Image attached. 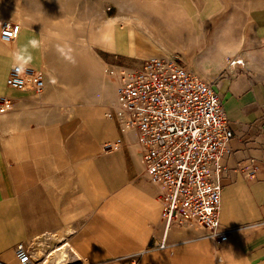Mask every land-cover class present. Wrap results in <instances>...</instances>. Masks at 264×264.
<instances>
[{
	"label": "crops",
	"instance_id": "0c3cea01",
	"mask_svg": "<svg viewBox=\"0 0 264 264\" xmlns=\"http://www.w3.org/2000/svg\"><path fill=\"white\" fill-rule=\"evenodd\" d=\"M155 2L150 5L156 12L151 6L138 7L139 14L149 15L151 22L156 19L154 15L185 19L183 10L173 13ZM223 4V13L227 8L230 15L228 21L221 27L219 23L207 26L206 31L222 29L227 33L210 43L206 33L205 54L196 61L207 64L208 79L219 80L224 106L236 132L230 145L233 153L226 161L220 211L223 226L232 230L231 237L217 242L194 230L172 229L159 238L161 232H155L152 222L159 217L163 203L157 197V186L141 179L145 177L139 151L117 147L123 137L116 121L106 115L107 107L82 98L72 108V119L64 109L58 112L61 115L29 110L0 129V264H17L18 243L40 236L50 244L46 235L57 234L66 226L75 229L67 235L81 258L77 264H264V84L242 66L229 69L213 65L239 55L234 41L242 32L247 47L255 40L264 45V0H223ZM232 6H240L237 15L245 24L234 20ZM122 14L113 18L119 19V26ZM130 21L139 30L134 20ZM113 38L115 49L105 52L116 57H138L131 52L134 40L129 26L116 28ZM153 39L141 41L151 49L149 55H177L190 62L192 50L186 42ZM221 39L228 48L224 51L218 49ZM0 47L9 50H0V96L18 104L29 95L7 86L10 68L16 63L14 57H31L28 64L41 67L44 52L36 32L30 30H23L15 42L0 41ZM99 83L100 78L99 87L95 84L79 94H97ZM251 157L256 158L253 164ZM163 239L164 247L155 246Z\"/></svg>",
	"mask_w": 264,
	"mask_h": 264
},
{
	"label": "built area",
	"instance_id": "2783aa9c",
	"mask_svg": "<svg viewBox=\"0 0 264 264\" xmlns=\"http://www.w3.org/2000/svg\"><path fill=\"white\" fill-rule=\"evenodd\" d=\"M21 30L20 22L3 19L0 41L15 42ZM140 59L139 66L109 71L116 87L106 115L116 121L122 133L123 143L116 146L137 148L143 160V176L158 188L163 209L152 224L163 223L164 232L190 229L199 236L226 241L232 230L223 226L220 211L226 161L233 153L230 145L236 132L219 80L203 78L178 56ZM228 64L236 68L245 61L235 58ZM7 86L28 93V97L41 98L47 88L45 72L38 66L20 68L14 63ZM0 100L13 101L7 96H0ZM255 159L250 158L251 164ZM33 242L16 245L17 264H38ZM155 246L164 247V239L157 240Z\"/></svg>",
	"mask_w": 264,
	"mask_h": 264
},
{
	"label": "rangeland",
	"instance_id": "374dc122",
	"mask_svg": "<svg viewBox=\"0 0 264 264\" xmlns=\"http://www.w3.org/2000/svg\"><path fill=\"white\" fill-rule=\"evenodd\" d=\"M152 1H156L154 5L162 4L163 7H167L173 13L175 11L182 13L181 10H183L187 13L186 16L183 15L185 19H180L181 16L175 17L176 15H168L166 19L162 15H154L156 19L151 22L149 15L139 14L138 7L151 6ZM151 7L154 9L152 11L156 12L155 6ZM224 7L223 0H0V22L3 19L18 21L25 26L23 29L36 32L39 48L44 52L45 63H48V65L44 63L41 66L47 77V92L41 96L45 99L44 103L56 102L59 99L77 100L78 98L80 101L82 98H87L94 99L108 109V106L115 99L116 87V81L109 74V71L115 67L139 66L142 63L140 58L152 56L149 55L152 52L151 49L141 43V41H148V38L151 41H154L153 38L164 41L165 38L167 40L177 39L180 44L186 42L188 46H191L192 55L190 62L182 60L183 63L196 73L201 74L203 78L208 79L206 75L209 71L205 70L207 64L203 61L197 62L196 59H202L203 54H205L206 46L203 44V39H206V33L209 35L208 43L214 41V37L217 39L223 36V33L224 35L227 33V31L223 32L222 29L206 31L207 26L219 23V27H221L223 26H220L221 23L228 21L230 15L227 8L225 14L223 13ZM238 7L240 6H232L231 8L235 13L233 15L234 20L245 24L244 18L237 15L239 13ZM121 11H123V22L120 27L129 26L134 40L131 52L137 54L138 57H116L105 52L106 50L104 51L98 44H93L90 49L80 46V43L90 42L93 36L100 33L103 23H111L113 27L119 20L113 18L120 16ZM124 17L126 18L124 19ZM130 18L132 21L134 20V24L138 25L139 30L145 35L136 30L137 28L133 26ZM173 18L179 19L174 20ZM230 18L232 19V17ZM113 31H115L114 27L110 31L112 36ZM123 37L124 39L127 38L124 35ZM197 37H199V41ZM222 41V39L219 40L217 44L218 49L224 51L228 48L224 47L225 43ZM199 43L201 44L196 49ZM262 44L260 40H255L254 43H251V47L237 45L234 49L239 54L238 56L225 57L223 64L213 65L219 67L221 64V66L224 65L232 69L228 62L235 58H242L245 65L237 66H242L252 77L264 84V45ZM99 78L100 90L97 88V94L92 96L79 94L82 89H92L95 84L98 86ZM31 98L32 96L25 100L22 99L18 104H14L13 101L6 103L0 100V129H3L5 124L14 123L18 119V114H28L29 110L33 111L34 114L45 113L47 115L59 114L58 112L61 110L58 107H50L45 110V108H40L42 105L38 103V99ZM64 110L66 111V109ZM69 117L72 119L70 113ZM10 129L14 130V128ZM141 179L148 181L147 178ZM159 228H162L161 224L155 226V232H160ZM38 241L37 249L40 252L41 249L46 248L50 249L52 253L57 245H61L49 244L42 239Z\"/></svg>",
	"mask_w": 264,
	"mask_h": 264
},
{
	"label": "bare ground",
	"instance_id": "6f19581e",
	"mask_svg": "<svg viewBox=\"0 0 264 264\" xmlns=\"http://www.w3.org/2000/svg\"><path fill=\"white\" fill-rule=\"evenodd\" d=\"M15 10H19V9L16 8ZM113 27H114V29L119 28V30L121 28L119 25H117V23H115V25H113ZM113 27H112L111 23H106V22L103 23V28H102L101 32L96 34L95 36H93V38H92V40H90V42L80 43V46L84 47L85 49L86 48L90 49L93 44H98L100 47L103 48V50L113 51L115 49L114 38L112 36V33L110 32ZM23 28H25V26L22 24V30H25ZM22 30H21V32H22ZM21 32H20V34H21ZM230 36H231V34H230ZM236 41H234V43H237L238 45H242L243 42L245 41V33L244 32L241 33L239 36L238 42H236ZM2 43H4V42H2ZM222 43H225V42L222 41ZM5 44H9V43H5ZM228 45H230V43ZM224 47H227V46L224 45ZM0 50L6 51L9 53L8 49L4 50L0 47ZM45 65H46V63H45ZM31 99H35V100L38 99L39 100L38 103L42 105L40 108H45V107H49V106L50 107H58L60 109H66L70 113V115L72 114L73 106L78 101L76 99H69V100L59 99L56 102H50L49 101V102L44 103V101H45L44 98H42V97L38 98V97H35L33 95H32ZM48 100H46V101H48ZM160 224H161L162 228L160 229L161 233L159 235V238H162L161 236H163V233H164V225L161 222H160ZM74 232H75L74 228H72L71 226H66V227L62 228V230L57 234H51V233L47 234L46 237H48L49 241L53 245L58 244V243L61 244V245H57L55 247V249L53 248L54 251H52V253H51L50 249L43 248V249H41V252L43 251V253L41 254V252L37 249L38 248L37 246L39 244L38 240L39 239L41 240L42 238L40 236L38 238L37 237L34 238L33 239V241H34L33 245L36 249V251H35L36 258L39 260L38 264H77L79 262L77 260H80L81 258L78 255V253L73 249L71 244L69 243L68 235H67V234H72ZM39 254H40V256H39ZM43 254L45 255V257L42 258Z\"/></svg>",
	"mask_w": 264,
	"mask_h": 264
},
{
	"label": "clouds",
	"instance_id": "9594fccd",
	"mask_svg": "<svg viewBox=\"0 0 264 264\" xmlns=\"http://www.w3.org/2000/svg\"><path fill=\"white\" fill-rule=\"evenodd\" d=\"M31 43H32V46L34 48L37 47V44H36L35 41H32ZM14 59H15L16 63L20 65V68H24L28 64V62L31 59V57L25 58L24 56L17 55V56L14 57ZM243 231L245 232L244 229H243Z\"/></svg>",
	"mask_w": 264,
	"mask_h": 264
}]
</instances>
